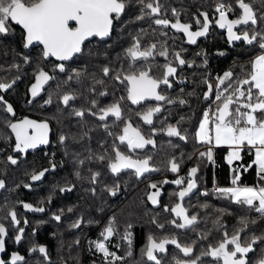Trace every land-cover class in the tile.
I'll return each instance as SVG.
<instances>
[{
    "label": "flooded vegetation",
    "instance_id": "af4514ba",
    "mask_svg": "<svg viewBox=\"0 0 264 264\" xmlns=\"http://www.w3.org/2000/svg\"><path fill=\"white\" fill-rule=\"evenodd\" d=\"M158 2L161 5V12L158 17L145 15L143 19H138L143 15L139 0H128V7L120 19L114 22L110 36L90 38L85 42L81 53L63 62L56 61L52 57L44 59L41 45L34 44L25 48L23 46V29L14 23L9 25L10 29H14L8 33L13 32L18 36L16 40L18 38L20 46L14 55L7 53V50L0 53V82L12 83L15 81L11 89L0 90V95H3L4 100L13 107V112L8 113L6 105L0 103V180L5 182V187L0 188V222L4 223L8 230V235L5 237V252H0V259H3L6 264H10L13 252L25 257V261L18 262V264H66L59 257L54 258L51 255V243L55 229L58 228L57 225L61 221L65 222L66 231L70 233L77 228L72 227V225L83 220L84 226L76 235H67V244L77 245L78 239H81V250L94 248L96 253H100L93 242L103 238L101 235L100 237H92L91 231H103L109 221L114 220L115 207L125 202L140 203L143 201L152 212H157L156 216L146 214L144 234L148 232V236L152 235L157 241L166 236L169 238L178 237L174 232L154 233L167 228L182 230L175 228L170 223L172 220L182 222L171 212V208L176 203H181L188 214L189 209L185 200L198 190L197 187L181 201L176 193L182 187H186V183L178 186L173 181L180 177L187 181L188 173L192 167H186L182 159L174 157L180 167L178 172L173 173L169 163L173 158L167 159L166 154H162L165 153L163 151L155 154V151L163 146L166 141L178 139V137H169L166 134L169 125L175 126L173 124L175 116H172L168 111L167 105L169 103L165 101L148 99L139 104H133L127 99V82L122 83L116 80L115 74L120 72L122 77L127 74L128 65L133 62L127 57L126 50L132 46L136 39L140 41L141 50L151 44H156L157 49L154 55L147 60L136 61L135 67H150L151 75L161 77L164 71L163 66L171 61L172 65L177 68L176 75L169 78L172 86L168 87L161 84L157 91L174 103H180V100L174 96L188 90L186 84L191 83L188 81L189 79L200 80L201 76L206 78L212 74L211 70L214 66L211 65H214V62L211 61V56L214 55L216 34L224 39L225 49L222 48L218 51L221 55L227 53L228 48L231 49L240 44H250L244 41H235V43L228 41L227 30L219 28L215 23L219 19V14L215 11L218 0H158ZM224 2L232 3L235 6V0H224ZM172 9L177 10L182 23L192 25V31L199 30V26L195 25L194 21L196 18L203 20L200 13H208L211 22L208 33L203 37H198L195 44H191L184 33L178 32L170 26L163 28L154 23L156 18H167L174 23L176 17L173 16ZM254 10L260 15L258 7L257 9L254 7ZM239 14V11L230 12L228 18L236 19ZM260 24L251 27L260 32ZM242 27L247 26H238L234 31L240 34L239 29ZM163 33H167V35ZM1 35L6 36V34ZM18 41H16L17 45ZM255 43L253 42L251 45ZM162 46L168 49L169 55L167 57L159 55ZM204 47H208V54ZM177 52L185 59L184 65H179L176 61L175 53ZM227 55L228 53L224 56ZM60 63L65 65V72L63 73L57 67ZM104 67H109L112 70L109 76L103 74L102 69ZM41 68L53 79L49 80L34 98L30 88L35 83V76ZM73 70L80 72L79 78L75 77ZM70 75L73 76L71 81L68 80ZM98 81H103V84L98 83ZM207 91L206 85L202 94V101ZM64 94H73L75 97L68 106L62 102ZM49 98H51V103H45ZM93 101H96L95 108H93ZM113 103H118L121 106V119L117 120L114 116H109L105 121H100L98 119L99 108L107 107ZM157 106L160 107L161 111L154 114L153 124H145L141 119L142 114L147 109ZM89 109L96 112L97 115H92L88 111ZM75 110H84L85 115L77 117L74 114ZM24 119L48 124L47 144L29 148L24 152L15 151V133L12 132L9 125L19 123ZM129 123L132 127L139 128L146 135H151V130L154 127L157 131L155 135H151V138L155 144L128 152L126 147L120 144L117 137L123 134L124 126ZM31 131L29 129V132ZM61 135L67 137L63 144L60 143L59 139ZM2 138L4 142L1 141ZM114 144L126 154L131 155L133 159L150 156L152 158L150 166L157 170L145 173L139 179H136L133 170L113 174L107 166V161H100L97 157L101 154L114 156L112 152ZM210 147L214 148L212 145ZM9 156L16 159L17 163L12 164L8 160ZM89 156H92V159H88ZM81 160L84 161L82 165L79 163ZM53 163L56 165L54 169L52 168ZM44 169H48V171L41 180H31L32 174ZM97 171L100 172V176L96 183H92L90 177L92 173ZM77 172L80 173V176L76 175ZM165 180L168 183H164ZM153 183L157 185L160 191L157 198L158 203L155 205L147 199L150 190L149 185ZM113 186H118L115 195L109 191ZM61 188L71 190L62 192L60 191ZM213 188L212 192H214ZM134 190H143L142 197L136 201L127 200L125 195ZM166 194L170 198L165 197ZM55 198H61L63 205L52 207ZM213 200L215 201L217 198L214 197ZM23 203L32 204L33 207H42L45 210L43 212L29 211L23 208ZM165 206L168 207L169 211L164 210ZM69 208L73 210L69 212ZM61 209H63L62 212ZM12 210L17 212L18 218L21 220V224L18 226L12 225L10 222L8 213ZM55 215H60L61 219L55 220ZM25 220H27L26 224L24 223ZM94 221L96 225H93ZM160 224H163L164 227H158ZM17 227L24 229L20 242L14 240L15 235L18 234ZM111 239H113L111 246H108L107 240L104 243L110 252H114V235L110 237ZM146 245L147 240L144 251ZM41 246L46 249L47 255L38 250L32 251L33 248L38 249ZM166 248L165 253H156L162 264H174L175 258L191 259L199 255L198 249L195 247L192 257H184L174 245H167ZM252 248L253 251L246 256L248 264H260V261L264 259V240L262 242L261 239H257ZM175 252L178 256H174ZM172 254L173 256H171ZM144 257L147 260L145 255ZM201 260L203 264H223L222 261H215L210 256L201 257ZM148 262L154 264L152 261Z\"/></svg>",
    "mask_w": 264,
    "mask_h": 264
},
{
    "label": "snow or ice",
    "instance_id": "6c2138e0",
    "mask_svg": "<svg viewBox=\"0 0 264 264\" xmlns=\"http://www.w3.org/2000/svg\"><path fill=\"white\" fill-rule=\"evenodd\" d=\"M261 11H264V0H258ZM140 10L143 13L138 19H143L145 15L159 16L161 12V5L158 0H139ZM128 7V0H0V34H7L11 29L10 24L14 22L15 25L21 26L24 32L23 46L28 48L34 44L42 45V56L44 59L55 57L58 61H68L74 55L81 53L85 42L92 37L105 38L110 36L114 22L119 20L122 13ZM215 11L219 14V19L215 23L221 29L227 30V37L229 42L244 41L248 44L253 42L258 43L261 49V54L256 55L250 61V71L246 77L239 80L233 79L232 72H225L223 76L216 78V83L205 80L208 91L204 94V99L209 100L215 92V99L213 105L209 106L203 112L202 119L199 122L198 130L195 133L198 142L221 146L226 145L230 149L227 154L226 160L228 165L233 166L235 161L241 159V152L244 149L254 152V160L251 164L244 167V171L255 165L257 176L261 183L259 185H247L241 181V167H231L232 177L231 186L220 187L214 185L213 191L222 198H227L233 202L245 205L250 209H254L257 213L264 216V32H258L251 26L258 23L264 24V15H258L254 10L253 4L246 2V0H235V6L232 3H225L224 0H218ZM239 11V16L236 19H229L228 13H236ZM172 14L176 17L175 22H171L167 18H156L154 23L163 28L171 27L178 32H182L187 36V40L191 44L197 42L198 37H203L208 33L210 28V20L208 13H200L203 20L196 18L194 23L199 26V30L192 31V25L182 23L179 19V14L176 9H172ZM237 26H247L239 29L240 34L234 31ZM167 35V33H163ZM156 44H151L141 50L139 39L126 50V55L133 63L128 65L127 74L123 77L120 72L115 74V79L118 81L127 82V99L133 104H139L141 101L154 99L156 101H165L166 103H173L165 95L160 94L157 89L161 84L171 87L170 77L177 73V68L169 61L163 68L164 71L161 77L151 75V68H137L135 62L139 60H147L152 57L156 52ZM159 55L167 57L169 55L168 49L162 46ZM27 60V58H25ZM175 59L179 65L186 63L185 59L181 57L179 52L175 53ZM60 72H65L64 63L57 65ZM74 71L76 78H79L80 72ZM105 76L111 74L109 67L102 69ZM53 79L42 68L35 76V83L31 85L30 92L32 97H36L43 86ZM73 76H69L68 80L71 81ZM7 82H0V90L7 91L12 88L13 84ZM103 84V81H98ZM104 95V93H101ZM73 94H64L62 102L68 106L69 102L74 99ZM0 103L6 105L8 113L13 112L11 104L4 100L3 95H0ZM51 103V98L45 101ZM180 103H186L180 100ZM93 108L96 107V101L92 102ZM92 115L96 116V112L88 110ZM161 111L160 107L147 109L141 116V119L147 125L153 124V116L155 113ZM74 114L77 117L85 115L84 110H75ZM109 116H114L117 120L121 119V106L118 103H113L107 107L99 108L98 119L105 121ZM183 119V118H181ZM179 123V122H177ZM12 132L15 133V151L24 152L29 148H36L38 145L48 143L49 126L47 123H37L36 121L24 119L19 123H11L9 125ZM29 129L32 131L29 132ZM156 129L153 127L151 135H155ZM166 134L169 137H178L185 140L186 136L182 134V130L176 126L169 125L166 129ZM111 135V133H109ZM151 135H146L139 128H134L132 125L126 124L123 128V134L119 135L117 139L121 145H124L128 152H133L136 149H143L146 145H154L155 141ZM60 143L63 144L67 137L60 136ZM114 156L101 154L97 158L100 161H107V166L113 174H119L122 170H134L137 177L143 176L145 173L156 171L150 166V156L143 158L133 159L131 155L126 154L125 151L117 147L115 144L112 146ZM201 157H206L208 161L213 160L212 148L206 152L200 153ZM88 159H92L89 156ZM12 164H16L17 160L12 156L8 157ZM82 165L83 160L79 161ZM170 170L173 173L179 171V163L173 158L170 162ZM56 165L53 163L52 168ZM48 169L39 171L31 175L32 181H39L44 177ZM199 169L192 167L188 173V179L185 181L180 177L173 181L176 185H184L181 190L176 193L181 201L189 196L197 188V180ZM80 176V173H76ZM100 176V172L92 173L90 179L92 183H96ZM168 183V181H164ZM5 187V182L0 180V188ZM28 187V185H25ZM118 186H113L109 191L115 195ZM150 188L156 189L148 195V200L153 205L158 203L160 191L156 184H150ZM70 191L71 189L61 188L60 191ZM205 191L203 195H208ZM206 207V205H205ZM23 208L33 212H43L45 209L42 207H33L32 204L23 203ZM73 209L69 208L71 212ZM165 211H169L165 206ZM63 209H61V212ZM171 212L182 222L172 220L170 223L178 229H186L193 227L197 224L198 218L196 215L189 216L186 209L181 203H176L171 208ZM8 216L12 225H20L21 220L15 210L9 211ZM54 219L59 221L60 215H55ZM27 223V220L24 221ZM215 224L221 225V221L217 219ZM247 219L242 218L241 224L247 226ZM80 222L77 221L72 227H79ZM131 228V224L127 226ZM158 227L163 228L164 225L160 224ZM17 235H15V242L22 240L24 229L17 227ZM115 234V222L109 221L108 225L101 232L102 240L94 241L97 251L103 254L105 264H116V261L123 259L117 256L115 252H110L104 241L108 240ZM8 230L5 224L0 222V252H5L6 239ZM131 244V233L126 231L124 237ZM207 239L206 236L202 237ZM258 237H252L250 240L242 239L240 231H235L229 236L227 231H224L223 237L217 244H209L207 249L202 250L200 255L191 259H174V264H203L201 257L210 256L215 261H222L223 264H248L246 256L253 251L252 245L256 242ZM167 245H174L184 257H192L194 251L195 241L189 244H184L178 241L173 236L171 238L164 237L157 241L152 235L147 237V245L144 255L148 261L154 264H162L161 259L158 258L156 253H165ZM231 246V247H229ZM39 251L47 255L46 249L41 246L38 249L33 248L32 251ZM131 253H129L130 255ZM25 261V257L13 252L11 255L10 264H18V262ZM0 264H6L3 259H0ZM264 264V259L260 261Z\"/></svg>",
    "mask_w": 264,
    "mask_h": 264
},
{
    "label": "trees",
    "instance_id": "16d2710c",
    "mask_svg": "<svg viewBox=\"0 0 264 264\" xmlns=\"http://www.w3.org/2000/svg\"><path fill=\"white\" fill-rule=\"evenodd\" d=\"M248 2L252 3L253 7L256 9L258 7L260 15H264V11H261L259 7L258 0H248ZM260 26V32H264V24H260ZM16 37L18 36L13 34V32H11V34L7 33L6 36L0 34V53H2L1 51L6 52L7 50V53L14 55L20 46L18 38L16 40ZM16 41H18V45ZM13 46L14 48H12ZM224 46L223 37L216 34L214 55L211 56V61L214 62V65H211L214 66L213 70H211L212 74L206 76V78H204L205 76H201L200 80L196 78L193 80L189 79L188 81L191 83L186 84L188 90L174 96V98L184 100L186 103L181 104L173 102L167 105L168 111L172 116H175L173 124L182 130V134L186 136V139L181 140L178 138L173 141H166L163 146L155 151V154H158L159 151L165 152L162 154H166L167 159L174 157L182 159L186 167L191 166L199 169L197 173L198 190L185 200V204L189 209L188 214L197 216V224L182 230L167 228L160 232H154H174L178 235V241L184 244L195 241L194 247L198 249L197 252L199 255L202 250L207 249L209 244H217L223 237L224 231H227L230 236L235 231L239 230L242 239L249 240L252 237H261L262 242L264 240V216L257 213L254 209L237 204L230 199L222 198L215 192H212L214 185L220 187L231 185V167L236 166H243L241 167V181L243 184L251 186L261 183L257 176L255 165L248 168L247 171L243 170L244 167H247V165L251 164L253 161L252 151H249L247 148L244 149L241 152V159L235 161L233 166L230 167L226 160L229 152L228 149L226 147H214L212 148L213 160L215 161L213 163L208 161L206 157L200 156V153L206 152L210 145L198 142L195 136L203 112L207 110L210 105L214 108L213 101L215 99V92L211 99L204 102L202 101V94L206 88L204 79L215 84L216 78L223 76L225 72H232L234 80L243 79L246 77L248 71H250V61L261 53L258 43L254 45L240 44L231 49L228 48V55L224 56L227 53L223 55L218 53ZM204 50L208 54V47H204ZM197 72L198 70L196 73ZM132 181L135 183L137 182L135 180ZM135 188L137 189L136 184ZM205 191L209 193L206 196L202 195V192ZM142 192L143 190L130 191L128 195H125V198L127 200L136 201L142 197ZM167 194L169 193L167 192ZM167 194L165 197L170 198ZM214 197H216L217 200L214 201ZM133 203L125 202L115 207L114 222L116 224L114 252L117 256L123 258L116 261V264H152L144 257V248L148 237V232L144 234V222H146V214L156 216L157 212H152L143 201L140 203ZM58 205H63L61 198H55L53 200L52 207L55 208ZM242 218L247 219V226L241 224ZM217 219L221 221L222 227L214 223ZM79 222L80 226L70 231V233L66 231L65 222H59L57 225L58 228L55 229L53 242L51 241L52 257H59L61 261H65L66 264H105L103 254L96 253L94 248L85 251L81 250V239H78L77 245L67 244L68 234L76 235L77 232L83 228L85 222L83 220ZM129 224H131V228L127 227ZM93 225H96L95 221ZM96 231H91L92 237H100L102 230ZM126 231L131 233V244L124 238ZM204 236H206L207 239H203L202 237ZM107 241L108 246H111L113 239L110 240L109 238ZM129 253L131 254L129 255ZM171 256H173V254ZM174 256H178V254L175 252Z\"/></svg>",
    "mask_w": 264,
    "mask_h": 264
},
{
    "label": "water",
    "instance_id": "95a60500",
    "mask_svg": "<svg viewBox=\"0 0 264 264\" xmlns=\"http://www.w3.org/2000/svg\"><path fill=\"white\" fill-rule=\"evenodd\" d=\"M14 23V22H13ZM21 27V26H20ZM238 27V26H237ZM236 27V28H237ZM22 28V27H21ZM235 29V28H234ZM226 34H227V32H226ZM226 36V35H225ZM93 38V37H92ZM98 38H100V37H98ZM231 43H235V41H233V42H231ZM38 44V43H37ZM38 45H40V44H38ZM42 46V45H41ZM43 47V46H42ZM52 58H54L56 61H58L55 57H52ZM203 101H205V99L203 98ZM127 170H131V169H127ZM122 171H125V170H122ZM134 171V170H133ZM136 176V175H135ZM141 177V176H140ZM140 177H137L136 176V179H139ZM154 191H156V189H152V188H150V190H149V192H148V195L151 193V192H154ZM148 195H147V199H148Z\"/></svg>",
    "mask_w": 264,
    "mask_h": 264
},
{
    "label": "rangeland",
    "instance_id": "374dc122",
    "mask_svg": "<svg viewBox=\"0 0 264 264\" xmlns=\"http://www.w3.org/2000/svg\"><path fill=\"white\" fill-rule=\"evenodd\" d=\"M207 107V106H206ZM1 141L4 142V139L2 138ZM213 147H226L228 149V151H230V149L228 148V146L226 145H221V146H215V145H212ZM252 155H253V160H254V152H252Z\"/></svg>",
    "mask_w": 264,
    "mask_h": 264
},
{
    "label": "crops",
    "instance_id": "0c3cea01",
    "mask_svg": "<svg viewBox=\"0 0 264 264\" xmlns=\"http://www.w3.org/2000/svg\"><path fill=\"white\" fill-rule=\"evenodd\" d=\"M261 54V53H260Z\"/></svg>",
    "mask_w": 264,
    "mask_h": 264
}]
</instances>
